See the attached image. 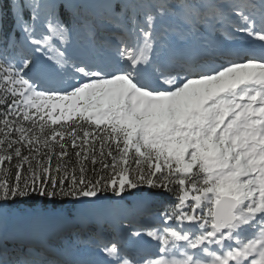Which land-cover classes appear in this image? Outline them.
<instances>
[{
    "label": "snow or ice",
    "instance_id": "6c2138e0",
    "mask_svg": "<svg viewBox=\"0 0 264 264\" xmlns=\"http://www.w3.org/2000/svg\"><path fill=\"white\" fill-rule=\"evenodd\" d=\"M2 5L0 264H264V0ZM36 191L73 243H32Z\"/></svg>",
    "mask_w": 264,
    "mask_h": 264
},
{
    "label": "trees",
    "instance_id": "16d2710c",
    "mask_svg": "<svg viewBox=\"0 0 264 264\" xmlns=\"http://www.w3.org/2000/svg\"><path fill=\"white\" fill-rule=\"evenodd\" d=\"M2 6L6 10L7 0H3ZM192 194L190 193V195ZM105 196L107 197L105 202L119 200L111 192L106 193ZM156 196L157 198L154 199L153 197ZM122 202L128 205L143 203L149 207H171L175 204L176 197L173 193L166 190L150 189L143 186L140 189L130 190V194L126 193ZM11 206L40 226V232L34 237L32 243H34L38 235L54 237L57 234H63V247L76 240V230L67 228L62 223L65 218L70 219L75 213L76 205L72 199L62 197L48 198L36 191L31 192L29 196L18 198Z\"/></svg>",
    "mask_w": 264,
    "mask_h": 264
},
{
    "label": "rangeland",
    "instance_id": "374dc122",
    "mask_svg": "<svg viewBox=\"0 0 264 264\" xmlns=\"http://www.w3.org/2000/svg\"><path fill=\"white\" fill-rule=\"evenodd\" d=\"M185 226H188V225L185 224ZM38 239L40 241V246L42 244H46V245H48L50 247L51 244H50V241L49 240H45V239L40 238V237ZM151 245H153V246L149 247V250L146 251V253H148V252H150V253H156L157 252V247L155 246L156 245L155 242H152Z\"/></svg>",
    "mask_w": 264,
    "mask_h": 264
},
{
    "label": "bare ground",
    "instance_id": "6f19581e",
    "mask_svg": "<svg viewBox=\"0 0 264 264\" xmlns=\"http://www.w3.org/2000/svg\"><path fill=\"white\" fill-rule=\"evenodd\" d=\"M149 250V248L148 247H146V251H148Z\"/></svg>",
    "mask_w": 264,
    "mask_h": 264
}]
</instances>
